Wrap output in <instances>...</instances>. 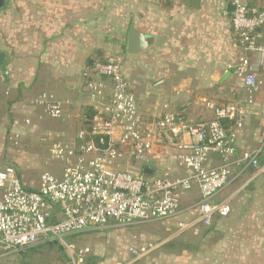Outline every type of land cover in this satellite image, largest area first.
<instances>
[{"label":"crops","instance_id":"obj_1","mask_svg":"<svg viewBox=\"0 0 264 264\" xmlns=\"http://www.w3.org/2000/svg\"><path fill=\"white\" fill-rule=\"evenodd\" d=\"M232 1L196 0L190 6L186 0H3L0 107L13 119L11 135L25 130L14 125L16 116H34L39 109L31 101L49 93L66 103L61 121L68 128L70 122L76 126L67 134L73 139L86 106L82 73L89 61L109 58L121 59L124 76L146 114L159 115L167 103L190 123L212 119L213 107L244 95L232 73L241 54L230 23ZM257 4L264 11V0ZM130 27L149 43L138 55L125 54ZM261 31L264 46V27ZM251 66L262 85L251 114L235 131L238 152L264 147V63L253 55ZM129 164L124 169L135 171ZM207 164L215 166L220 160L211 155ZM149 169L148 177L185 174L171 160H155ZM253 175L249 167L232 169L229 184L217 197L229 201L230 214L205 228L201 264H264V176ZM197 198L192 191L182 207ZM191 218L184 214L171 222L178 226Z\"/></svg>","mask_w":264,"mask_h":264},{"label":"built area","instance_id":"obj_2","mask_svg":"<svg viewBox=\"0 0 264 264\" xmlns=\"http://www.w3.org/2000/svg\"><path fill=\"white\" fill-rule=\"evenodd\" d=\"M231 28L241 54L232 66L244 95L212 108L213 118L190 123L165 103L159 115L146 114L124 76L121 59L95 60L82 73L86 100L79 129L70 141L59 140L49 149L57 174H41L37 187L27 184L10 167L0 168V258L44 243L62 241L111 226L129 227L172 221L192 214L178 228H209L230 214L228 200L217 201L229 184L232 169L249 167L253 177L264 176V147L238 152L235 131L251 114L262 82L251 66L257 55L264 63L261 43L264 11L257 0H233ZM48 119L63 120L66 103L41 93L31 101ZM21 124L29 127L31 119ZM19 126V122H14ZM19 134H14L17 139ZM16 142V141H15ZM211 155L220 164H207ZM171 160L184 175L148 177L144 168L153 161ZM130 162V164H129ZM129 164L130 169H124ZM197 191V201H182ZM73 264L82 263L89 249L74 252L65 245ZM128 258L112 264H134L148 252L145 244L128 246Z\"/></svg>","mask_w":264,"mask_h":264},{"label":"rangeland","instance_id":"obj_3","mask_svg":"<svg viewBox=\"0 0 264 264\" xmlns=\"http://www.w3.org/2000/svg\"><path fill=\"white\" fill-rule=\"evenodd\" d=\"M4 110L5 106L0 107V168L12 167L23 181L37 187L41 174L59 172V167L49 161L52 143L59 140L70 141L72 135L67 134H72L76 126L70 122L68 128L61 120L48 119L39 109L34 116H29L30 126L24 127L21 135L14 139L11 135L13 119ZM72 110L74 112L76 109ZM16 117L21 125L23 118ZM205 230L200 225L180 230L171 221L108 228L65 236L61 242L44 243L21 253H12L0 258V264H73L65 245L72 246L74 252L89 249L88 255L80 264H109L128 258L127 249L132 241L145 244L149 250L134 264H201L202 234ZM170 242L176 245L173 252L165 248ZM181 245L189 246V251L182 252Z\"/></svg>","mask_w":264,"mask_h":264},{"label":"water","instance_id":"obj_4","mask_svg":"<svg viewBox=\"0 0 264 264\" xmlns=\"http://www.w3.org/2000/svg\"><path fill=\"white\" fill-rule=\"evenodd\" d=\"M3 3V0H0V7ZM186 4L190 6H196V0H186ZM230 11H233V6H229ZM149 46L147 38L134 30L133 27H130L128 35H127V40H126V46H125V54L126 55H138L144 51L147 50ZM3 59V54L0 53V64L2 63ZM92 62L89 61V65H91ZM143 173L146 175H150L152 173V170L149 168H144Z\"/></svg>","mask_w":264,"mask_h":264},{"label":"trees","instance_id":"obj_5","mask_svg":"<svg viewBox=\"0 0 264 264\" xmlns=\"http://www.w3.org/2000/svg\"><path fill=\"white\" fill-rule=\"evenodd\" d=\"M99 60V59H98ZM100 61H105V60H100ZM202 237H203V234H202ZM175 247H176V245L173 243V242H170V243H167L166 245H165V248L168 250V251H170V252H173L174 251V249H175ZM189 246H187V245H181V248H180V250L183 252V251H189ZM194 250L196 251V249L194 248ZM21 253V252H20ZM92 260H95L94 258H92ZM92 264H96V263H92Z\"/></svg>","mask_w":264,"mask_h":264}]
</instances>
